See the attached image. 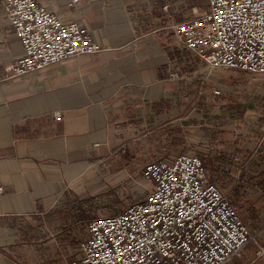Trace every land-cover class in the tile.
Returning a JSON list of instances; mask_svg holds the SVG:
<instances>
[{
    "label": "crops",
    "instance_id": "obj_1",
    "mask_svg": "<svg viewBox=\"0 0 264 264\" xmlns=\"http://www.w3.org/2000/svg\"><path fill=\"white\" fill-rule=\"evenodd\" d=\"M37 1L105 49L7 79L23 48L0 0V264L72 263L86 237L75 220L90 215L78 195L99 169L182 153L201 159L252 236L227 264H264V115L227 109L220 71L169 28L207 1Z\"/></svg>",
    "mask_w": 264,
    "mask_h": 264
},
{
    "label": "built area",
    "instance_id": "obj_2",
    "mask_svg": "<svg viewBox=\"0 0 264 264\" xmlns=\"http://www.w3.org/2000/svg\"><path fill=\"white\" fill-rule=\"evenodd\" d=\"M4 11L23 48L4 68L7 79L105 49L37 0H4ZM169 28L210 70L264 74V0H207L204 13ZM141 178L150 186L144 199L90 218L70 264H227L252 239L198 156L149 162Z\"/></svg>",
    "mask_w": 264,
    "mask_h": 264
},
{
    "label": "rangeland",
    "instance_id": "obj_3",
    "mask_svg": "<svg viewBox=\"0 0 264 264\" xmlns=\"http://www.w3.org/2000/svg\"><path fill=\"white\" fill-rule=\"evenodd\" d=\"M206 1L203 0L205 3ZM215 70L220 71L221 77L226 82L225 89L223 92L221 90V95H218L222 103L232 99L236 100L235 103H227L225 105L227 109L232 110L233 108L234 112H248L259 117L264 115V74L229 69ZM260 120H264V117H261ZM195 147H200V145L195 144ZM116 166L115 163L112 168L106 171L99 169L100 178L95 181L96 183L85 186V192L78 195L80 198L78 203L82 208L86 207L91 218L114 214L122 206L144 199L147 194L150 186L141 178L142 167L129 166L120 169L115 168ZM208 176L210 181L214 182V175L208 174ZM214 183L216 184V182ZM221 192L228 199V193L222 189ZM78 203H75L74 207L77 208ZM69 207L74 208L71 204ZM86 223L75 220V229L78 234L85 232Z\"/></svg>",
    "mask_w": 264,
    "mask_h": 264
},
{
    "label": "trees",
    "instance_id": "obj_4",
    "mask_svg": "<svg viewBox=\"0 0 264 264\" xmlns=\"http://www.w3.org/2000/svg\"><path fill=\"white\" fill-rule=\"evenodd\" d=\"M90 218H91L90 215H84V214H83V216H81V220H82V222H87Z\"/></svg>",
    "mask_w": 264,
    "mask_h": 264
}]
</instances>
